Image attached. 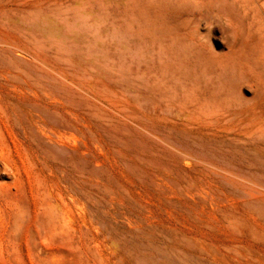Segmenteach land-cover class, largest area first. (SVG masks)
Masks as SVG:
<instances>
[{"label": "rangeland", "instance_id": "374dc122", "mask_svg": "<svg viewBox=\"0 0 264 264\" xmlns=\"http://www.w3.org/2000/svg\"><path fill=\"white\" fill-rule=\"evenodd\" d=\"M0 264H264V0H0Z\"/></svg>", "mask_w": 264, "mask_h": 264}]
</instances>
